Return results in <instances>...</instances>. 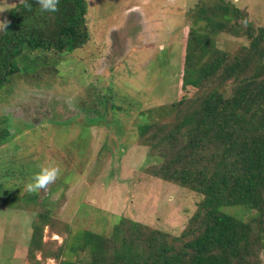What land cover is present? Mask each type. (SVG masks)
I'll return each mask as SVG.
<instances>
[{"label": "rangeland", "instance_id": "rangeland-1", "mask_svg": "<svg viewBox=\"0 0 264 264\" xmlns=\"http://www.w3.org/2000/svg\"><path fill=\"white\" fill-rule=\"evenodd\" d=\"M22 1L0 0V20ZM86 1L87 42L61 54L26 49L16 60L20 70L0 90V264H58L53 255L68 227L108 236L121 219L180 237L204 196L151 173L162 159L150 154L138 127L174 124L172 106L182 98L211 89L230 94L232 80H210L207 67L202 76L190 74L215 49L245 63L256 39L264 48V0ZM198 10H215L224 27L210 35L202 60L195 33L205 35L206 16ZM189 51L197 53L190 66ZM41 165H58L60 174L29 193L23 186ZM45 213L51 220L42 250H31L33 226ZM237 215L254 235L264 232L256 211ZM255 264H264V249Z\"/></svg>", "mask_w": 264, "mask_h": 264}, {"label": "trees", "instance_id": "trees-1", "mask_svg": "<svg viewBox=\"0 0 264 264\" xmlns=\"http://www.w3.org/2000/svg\"><path fill=\"white\" fill-rule=\"evenodd\" d=\"M198 11L202 19L206 16V32H211H205L201 40L195 33L194 51L201 53L202 60L210 53V35H217L224 27L215 10L212 15ZM87 13L86 0H59L55 12L42 11L38 0H23L8 10L2 19L9 23L0 30V90L7 78L20 70L16 60L26 49L61 54L81 48L89 38ZM223 16L225 19L227 13ZM261 42L258 38L256 45L249 47L245 63L240 57L230 60L215 49L209 63L198 61L199 67L190 72L202 76V67H207L210 80H232L229 95L211 89L194 98H182L172 106L178 113L174 124L152 121L138 127L150 154L162 159L151 173L204 196L181 236L170 237L127 219H121L108 236L89 230L74 233L68 227L63 246L53 255L58 264H255L264 249V232L254 235L252 224L243 221L237 212L256 211L264 219ZM194 54L189 51L185 55L188 66ZM36 64V60L31 61L26 70ZM227 208H237V212L230 214ZM40 219L33 226L31 250H42L43 229L51 217L45 213ZM81 255L84 257L79 261L68 258Z\"/></svg>", "mask_w": 264, "mask_h": 264}, {"label": "clouds", "instance_id": "clouds-1", "mask_svg": "<svg viewBox=\"0 0 264 264\" xmlns=\"http://www.w3.org/2000/svg\"><path fill=\"white\" fill-rule=\"evenodd\" d=\"M38 2L42 11L55 12L59 0H38ZM8 23L7 19L0 20V29H5ZM59 174L60 168L58 165H41L39 171L35 172L23 187L29 193L36 192L55 181Z\"/></svg>", "mask_w": 264, "mask_h": 264}]
</instances>
